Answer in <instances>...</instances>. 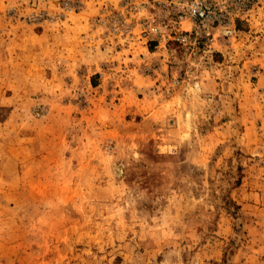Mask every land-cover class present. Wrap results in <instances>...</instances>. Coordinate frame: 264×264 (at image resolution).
I'll use <instances>...</instances> for the list:
<instances>
[{
  "label": "rangeland",
  "instance_id": "374dc122",
  "mask_svg": "<svg viewBox=\"0 0 264 264\" xmlns=\"http://www.w3.org/2000/svg\"><path fill=\"white\" fill-rule=\"evenodd\" d=\"M147 4L0 0V264H264V0L194 53Z\"/></svg>",
  "mask_w": 264,
  "mask_h": 264
},
{
  "label": "built area",
  "instance_id": "2783aa9c",
  "mask_svg": "<svg viewBox=\"0 0 264 264\" xmlns=\"http://www.w3.org/2000/svg\"><path fill=\"white\" fill-rule=\"evenodd\" d=\"M150 6L141 21L140 39L156 49L194 53L210 49L216 30L250 13L253 0H146Z\"/></svg>",
  "mask_w": 264,
  "mask_h": 264
}]
</instances>
